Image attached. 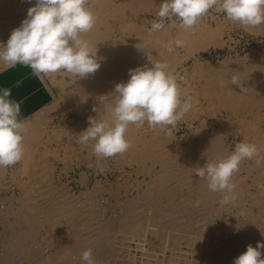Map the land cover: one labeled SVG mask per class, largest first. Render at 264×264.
Listing matches in <instances>:
<instances>
[{
  "label": "bare ground",
  "instance_id": "6f19581e",
  "mask_svg": "<svg viewBox=\"0 0 264 264\" xmlns=\"http://www.w3.org/2000/svg\"><path fill=\"white\" fill-rule=\"evenodd\" d=\"M0 2H1V0H0ZM4 2H7V4H3ZM4 2L0 3V6L4 5L3 7L7 8V9L4 8L5 9V10L3 9L4 11H2V8L0 9V11H1L0 16L4 15L0 19V36H10L12 30L19 27L22 20H24L26 18L27 10L34 5L35 0H31V2H29V0H12V1L10 0L9 3H8V1L5 0ZM162 3H163V0H87L86 7L94 14V16L96 18V23H95V26L93 27L92 30H90L87 33L82 34V38L89 41L90 44L94 48L97 47L98 59H99L101 66L94 74H90L87 78H83L80 80H79V78H77L78 79L77 84H74L73 87L71 86L72 87L71 89L66 90V91L64 90L65 86L67 84H70L71 82L70 83L68 81H67V83L64 82V80H61L63 78H59L58 77L59 75L57 76L56 73L55 74H49V75H51L50 76L51 77L50 79L52 80L51 83L54 84L52 86H54V88L56 87V89H58L56 92H57V95L59 94L58 92H60V95L58 98H56V101H55L56 103L52 102L51 104H53V105L52 106L48 105V107H46V108H43L45 106H42V109L40 108L39 111H37V112L35 111L36 113L33 117L34 119L30 120V121H26V123H25V125L27 127V131L25 133H23V141H22L23 149H24V154H23V157L21 159V162H22L21 164L23 165V167L20 169L22 174L26 173V176H27L28 172L30 171V170H28V168H30L31 166L33 167V162L36 163V160H38V161L40 160V158H38V157H37L38 159L34 160V158H33L34 155H32V153L35 152L33 150L39 144H42V143H40V138L43 137L44 134L47 132L46 124L51 119H53L56 116L61 115V113H63V112L68 111L71 114L73 113L76 117L77 116L81 117L80 120L85 121V122H88L89 116H93V117L95 116V117L110 121L111 120V110L114 107L115 99H116L115 94L113 93L115 85L117 83H122V82L126 83L125 78L127 80L130 78L129 77V69H134V68L139 67V66L151 67V62L154 63V62L160 61V62H166L169 65V70L174 73L175 70L178 68V66L183 65L190 58L195 57L196 53H198L200 51H206V50H208L210 45H212V44L216 45V43H218L217 39H214V37H216V36L213 37V35H214L213 29L214 28L211 30H208L207 28H209V27L207 26V28L198 29L197 28L198 26L196 25L197 26L196 28L198 30L193 29V28L185 30L179 26V29L176 32L177 35H175V38H174V39H176V41L177 40L183 41V45H182L183 53L179 54V56H177V53H179V52H176V53L174 52L175 53L174 54L173 51L169 52L167 50V48L162 47V46H164V43H165L163 41V39H162V41L164 43H161L163 45L159 46L160 44H158V43L161 42V39H159V38H161L162 35H164L170 29L165 30L164 28L166 26L163 28L164 30L162 29L160 31H152L151 29H148L147 28L148 23L146 24V21H147L146 18L147 17L143 16L141 18V13L144 12L143 15H145V13H146L148 15V18H149V15L151 17H154V19L151 18L152 21L150 20L152 23L154 20L158 19L156 14L159 11V6ZM1 4H3V5H1ZM5 5H7V6H5ZM16 15H18V16H16ZM11 16H13V17H11ZM143 18H145L146 20ZM200 20L198 22H200ZM119 21L121 22V25L120 26L115 25V23H117V22L119 23ZM223 22H221V23H223ZM173 25L175 26V24H173ZM205 26L206 25H204V27ZM209 26H211V25H209ZM218 26H220V25H218ZM177 27H178V25H177ZM166 29H167V27H166ZM216 29H215V31L217 32L218 30H216ZM249 29H251V27ZM256 30L257 29H255V31ZM210 31H212L213 33H211ZM219 31H220V29H219ZM224 31H226V30H224ZM262 31H264V30H262ZM170 32H171V30H170ZM166 34H168V33H166ZM263 34H261V35H263ZM165 35H164L165 38H166V36L167 37L169 36V38L173 39V37H170L171 35H166V36ZM219 35L221 37L222 34L219 33L218 37H219ZM133 38L136 39V41L135 40L132 41ZM168 42L169 41L167 39V42L165 44L167 45ZM171 42H172V40H171ZM258 45L259 44H257V46ZM260 46L262 47V45H260ZM263 46H264V43H263ZM253 48H254V46H253ZM255 49H256V47H255ZM253 52H256V51L254 50ZM249 53H250V51H249ZM254 55H256V54H254ZM243 57H245V56H243ZM259 57H261V58L259 61H257V62H259L258 65L256 67H254V65H253L252 67H254V69H252L251 66H249L250 69H252V70L249 71V73H246L247 75L244 74V76L243 75L238 76L239 74L237 75L236 72H234L236 74V77H238L239 82L241 83L243 88L246 89V91H242L240 85L231 83V78L234 76V75L231 76L232 72L230 75L231 77H229L228 79H223V78L221 79L220 78L221 79L220 80L218 76H217L218 79H215L214 77H216V76L213 75V77H212V73H211L210 74L211 77L209 76V78H208L209 81L206 77H205V80L207 79V81L204 82L202 80L204 84L206 83L205 85L203 83H201V84H203V87H202L203 92L202 93L204 95V99L209 101L211 106H218V108L220 107V109L223 110V112H224V113L222 112V114H225V112L229 113L226 116L227 117L226 119L220 118L219 120H217L216 118H214V120L216 119L215 120L216 122L220 121L219 123H217V125L219 126L218 128H215L216 124L214 125L213 121H211V119H210V122L207 119H204V120L202 119V121L200 122V125H201L200 129L198 131H195V130H197V129H195L193 132V135L191 134V136H190L191 139L188 138L190 140H188L187 142L185 141L186 143L183 145V144H181V140H180L181 138L179 139L180 140L179 141V140H176V137H174V135L168 136L167 134H164L162 128H155L154 129V128L148 127V132L147 131L144 132V130H143L142 132H144V133H142L141 128H137L134 124L129 125L128 131L126 134V138H127V140H129L131 142L132 146L126 152H124L122 154H117L118 155L117 159L120 160V162L121 161L122 162L127 161V162H131V163H135V165L136 164L140 165V167L136 168L137 172L138 173L143 172L145 174L144 175L145 177L143 176L144 179L142 177L141 179H143V180L140 179L137 183L138 188H139V189L137 188L138 189L137 191H139V193L141 192L140 190L142 189V186H141L142 184H143V186H146V187H143V189L146 188L144 190V192L142 194H139V195H141V197L144 198V199H142L144 201L146 199V196H148L152 200V202L148 203L149 204L148 209L145 208V210L147 209L146 213H143L142 215H140L142 212H140V213L137 212L138 210H136V211L133 210V211L137 212L140 215V219H142V221H140V219H139V221L143 222V229H142V235H141L142 238L141 239L139 238L138 240L136 239L137 248L142 251L144 256H147L149 261H152L151 259L153 257V262H152L153 264H233L234 259L237 256H239L241 253L246 251V246L248 244H252L255 247L257 241L264 242V235L258 234V233H260L259 228H257L259 232L258 231L255 232L256 230L254 232H251L253 230L252 228L256 229V227H258L260 225V224L256 225V221L254 220V218H256V220H257V217L261 219L259 221V223H261V226L264 229V186L261 185L262 184L261 181L264 180V177L261 178V176H258L259 174L257 176H255L252 173L254 169H260V168L264 169V113H262V111H264V52H263L262 56L259 54ZM239 58L240 57H238V59ZM255 58L258 59V57H255ZM227 59H230V58H227ZM247 60H244V61L246 62ZM252 60H254V58ZM229 61L230 60H228L227 62H229ZM231 61H232V59H231ZM244 61H241V63L242 62L244 63ZM196 62H198V61H196ZM221 62H223V61H221ZM240 64H239V66H240ZM200 65H201V63H200ZM245 65L246 64H244V66ZM219 66H221V65H219ZM230 66H232V65L230 64ZM227 67H229V66L227 65ZM247 68H248V65H247ZM244 69L245 68L243 67L242 71ZM218 70L220 71V69H218ZM236 70H238V68ZM203 72H202V74H203ZM223 72L225 73V70ZM246 72H248V71L246 70ZM199 74L201 75V73H199ZM227 74H230V72ZM65 75H67V73H65ZM69 75H67V76H69ZM192 76H193V74H192ZM211 78H213V79H211ZM50 79H49V81H50ZM199 79H201V77H199ZM192 80H193V78H192ZM188 81H190V79ZM202 81H200V82H202ZM190 91H191V89H190ZM187 92H188V90H187ZM54 99H55V97H54ZM93 108L96 109L95 112L93 111ZM255 108H258V110H259L258 113L255 112V110H254ZM197 109H198V107H197ZM199 109H200V107H199ZM239 109L246 110L247 116L243 117L242 114L240 115V117L242 116L243 118L240 119V128H239L240 130H238L239 131L238 135H241L245 139V141H247L251 137H253L254 141H256V143H257V148L261 149L262 153H260L261 162L259 164H257V158L256 157H253L251 159L252 163H249V164L247 163V165H244L241 162L239 165L238 174L233 175L231 182L235 185V187H236L235 190L237 189L236 190L237 192H239L243 188L245 189V187H248V188L251 187L252 188V186H258L259 185V188H257L258 191H256L257 193H255V194L261 196V198L263 200H260V202L262 201V204L260 203L261 209L259 210V213H256L254 211V208H253L254 205H257V206L259 205L258 199H253L252 203L250 204L251 205L250 209L248 211H246L244 209L246 205L244 206L243 203L241 202V204L243 205L242 206L239 203L240 201L238 202L239 197L241 196L240 195L241 192H239L240 196H237L238 200L236 199V202H238L239 205H241L240 207H242V208L238 207L239 208L238 210L240 212L238 210H236V211H238L240 213L241 217L243 215H245L244 217H246V221H247V219H249V221L246 222L247 223L246 224L245 221H243L244 218L242 217L243 218L242 221H243V223L246 224V226H242L243 223L239 222L241 227H242V231L241 232L238 231V233L240 232L239 234L236 231H234L236 233L231 234V233H233V230H231L232 228L234 229L237 226V229L239 230V227H238V226H240L239 224L235 226L233 224H236V223H232V225L234 227L231 226V222L233 220H234L233 222H236L235 219L239 216V215L236 216V214L238 212H236L234 214L235 219L233 218V220L231 221L230 217H228L229 214L231 213L230 210L225 209L227 212L226 213L227 217H224L226 215H222L223 213H221V210L223 208L222 209L218 208L220 210L218 212L216 211L217 210L216 208H215L216 212H214L212 210V208H213L212 206H210L211 209L210 208L207 209L209 207V205H211V202L213 200H215L216 198L217 199L215 200V202L217 200L220 201L219 199L222 198L223 193L218 192L217 194H215V192H211L208 189V182L206 180L201 179L195 173V171H196V168L204 166L207 162L208 163H215L221 159L227 158L230 155V151H229L230 149L228 148V146L225 147V144H224L223 139H224L225 132L223 131V129L225 130L226 128L231 126V123H234V122H230V120L232 117H234L237 114L236 112ZM98 110H99V112H98ZM260 110H262V111L260 112ZM240 113H238V114H240ZM219 114H221V112ZM212 117H215V116H212ZM235 118L239 119L237 117H235ZM199 119H200V117H199ZM236 119L233 121H236ZM74 120L76 121V119H74ZM78 121H76V122H78ZM82 121H81V123H82ZM237 123H239V120ZM86 124L88 125V123H85V125H83V126L85 127ZM79 125L81 127V129H79V131L82 129L85 130L87 128V126L85 128H83L82 124H79ZM179 125H181V124H179ZM232 125H234V124H232ZM76 127H77V125H76ZM235 127H236V125L234 126V129H232V130H235V132H236ZM70 128H69V130L71 133V130H73V129L72 128L70 129ZM51 130H53V129H51ZM53 131H55V130H53ZM53 131H51V134ZM79 131L76 130V132H78V133H79ZM190 132H192V131H190ZM58 135H59V133H58ZM47 137L48 138H46V139L50 140L49 136H47ZM54 138H55V136L53 137V139ZM194 138H197V139L195 140ZM72 140L73 139H71V141H70V139H68V141H70L68 143L65 141L66 146L63 148L65 151V156L68 158L70 156H72L73 154L75 155L74 150L76 148V145L75 146L73 145ZM47 150H49V149H47ZM88 150H89V148H88ZM64 151H63V153H64ZM162 151L163 152L169 151V152H167L169 154L174 152L173 154L176 157L174 156L175 158L172 159V157H171V159H169L168 157H166V155H165L166 153L163 154ZM52 153L54 154L53 151H52ZM57 154L58 153L55 152V155H57ZM95 157H96V155H95ZM74 158H76V157L74 156ZM45 160H47V159L45 158ZM148 160H149V162H151L149 167L147 165L145 166V163ZM66 162H68V161H66ZM69 164H72V163H69ZM101 164L104 165V163H101ZM127 164H125V165H127ZM37 165L40 167L39 164H37ZM141 166H142V169H141ZM41 167H43V165ZM47 167L49 169L51 168L49 165H47V162H45L43 168L44 169L46 168V170H47ZM106 167H105V169H106ZM114 167H116V166H114ZM33 168H31V169H33ZM49 169H48V171H51ZM263 169H262V171H264ZM46 170H44V171H46ZM33 171L34 170H32V172ZM7 172H8V167H6V168L0 167V191L8 189L9 187H11L10 184H5V182H4ZM242 172H244L243 176H242ZM39 173H40V175H42L41 172H39ZM45 173H47V171ZM45 173H44V175H45ZM95 173H93V174H95ZM113 173H114V171H113ZM66 174H69V173L66 172ZM37 175H39V174H37ZM37 175H35V178ZM40 175H39V178L42 177ZM134 175H138V174H134ZM122 176L124 177V175H122ZM10 177H11V175H10ZM29 177H30V175H29ZM45 177L48 178V176H45ZM101 177H102V175H101ZM13 178H11V179H13ZM146 178L148 179V181H146ZM27 180H30L28 178V176H27ZM51 180H53V178ZM99 180H100V178H99ZM111 180H113V179H111ZM39 181H40V179H39ZM38 182H36V184H38ZM131 182H133V181H131ZM30 183H31V180H30ZM30 183L24 184V183H20V181H18V184H16L18 186V188H20V190H21L20 196L18 195L19 197L16 199V200H19L21 207L17 206V208L20 207L22 209L19 208V210H16V208L13 209L9 206H6V203H5L6 201L3 203L4 205H2V207L0 208V218L3 220H5V218H8L9 216L8 217H6V216L11 214V213L12 214L14 213V217L17 213L21 214V216L19 215L21 217L19 220L17 219V217H15V219H17L18 222L21 224V227H19V226H18V228H16L15 226L11 227L12 229H13V227H15L17 232H19L18 234L16 232H14V233H16L17 240L11 241V243H8V246L5 245L6 246L5 253H8V255L10 256V253L12 252V250L14 252L17 250L19 252H22V255H20V256L23 257V254L25 255L23 257V259L25 258V261L29 260L28 263L32 261V262H37V264H74L72 261L74 259V257H73V259H71V256L69 255V253L71 251H76L75 253H78V255H81V253H83L85 250L91 249L93 254H94L93 242H90L89 240H91L94 236L98 235V233H99L98 231H97L98 232L97 234L96 233L93 234L94 236H92L90 239L84 241L85 246H83L82 243H80V244H74V242L62 243L63 242L62 241L61 243H59L60 244L59 246L62 249H60L56 253L51 254V253H47V252H43V251H39L40 252L39 253L37 251L38 247L37 248L34 247L36 244L34 246H32L31 245L32 243H30L28 245H31V246H27V244H26L27 242H25L26 236H28L31 233H33V236H34V231L38 232V230H35L36 227L33 228V226H26L25 224H27L26 222H30L28 219L31 218L30 215H32L33 213H36L37 215H38V213H44L47 218L45 216L44 217L48 221H52V222L55 220V217H56L55 215H60L62 217L64 216L63 218H65V219L66 218L68 219V217H69L70 220L66 221L68 223H71V221L73 220V217L75 216L74 220L77 223V221L81 220V219L77 220L76 218H79V216L77 217L76 215L79 214V215L83 216L82 214L88 213V212L82 213L83 211L86 212L83 208H85L84 206L86 204L89 207V204H91L93 202L92 200H94L97 197L96 194H97V191H99V189H100V186H99L100 182H97V184L94 183V185H93L94 187H92V190L88 189L85 192L86 197L85 196L84 197L87 198L88 201L90 200V202L87 203V199L85 200V198H84L85 202L84 201L83 202L86 203L85 205H83V203L81 204V202L78 203L79 201H77V200L81 199L79 194H76V195L79 196L80 199L78 197H77L78 199L74 197L77 200H75L73 198V196H72L73 192L71 193L69 190L70 187L67 188L63 185L62 187L60 186V188L57 186L58 187L57 188L55 186V184H50L53 186L49 187L50 188L49 191L47 188L46 192H48V193L45 192V194H44L43 191H41L40 189H37L38 186H36V188L32 187V186H30ZM43 183H44V181H43ZM46 183L48 185L47 184H44V185L49 186L48 181ZM39 185H41V184H39ZM41 187L43 188V186H41ZM131 187H132V184H131ZM128 190H130V189H128ZM236 191H235V193H236ZM248 192L249 191H247V193ZM15 194L16 193L11 194V196L12 195L13 196L9 198V201L10 200L12 201L11 198L17 197V196H15ZM242 194H243V192H242ZM255 194L250 193L251 197H252V195H255ZM70 195L75 200L74 201L75 206L82 205L83 206V207L81 206L82 209L78 210L79 207H77V209L75 210V208L73 209L72 206L67 203L68 202L67 200L71 199ZM69 196H70V198H69ZM168 196L170 198L167 199V201L169 200V202H168V204H166L167 202L164 200V197H168ZM214 196L216 197L215 199H214ZM45 197H47V198H45ZM141 197H140V199H141ZM242 198H244V197H242ZM4 200H8V199L6 198ZM41 200L42 201L45 200V203H43ZM71 201H73V200H70L69 202H71ZM80 201H82V200H80ZM76 202L80 205H77ZM104 202H105V200H104ZM236 202L233 201L232 203L236 204ZM42 203H43V206L45 204L46 205L44 207H41ZM136 203H139V202H136ZM232 203H229V204H232ZM92 204H93L92 208L95 209L98 207L97 205H99L101 203H98L96 205L93 202ZM94 204L97 207H94ZM131 204L135 205L134 202H132ZM148 204H146V205H148ZM87 205H86V207H87ZM187 205H193V207H195V209L192 208V206L190 207ZM142 206H144V205H142ZM185 206H187V207H185ZM219 206H220V204H219ZM90 207L87 208V209H89L87 211L91 210ZM100 207H101V205H100ZM105 207H107V205ZM134 207L136 209V206H133V209H134ZM188 207L194 209V211L191 209H188ZM98 208L96 209V212H97ZM119 208L121 209L120 206H119ZM139 208H141V206ZM139 208L137 207V209H139ZM183 208L184 209L187 208V210H184ZM197 208H199V209H197ZM228 208H230V207H228ZM232 208H233V206H232ZM94 209H92V211ZM131 209H132V206H131ZM81 210H83V211H81ZM122 210L123 209H121L120 211H122ZM211 210L213 213H211ZM104 211H105V209H104ZM140 211H142V210H140ZM207 211H210V212H207ZM105 212H104V214H105ZM110 212H111V210H110ZM114 212H113V214H115ZM90 213H89V215H90ZM129 213H133V212L130 211ZM207 213L209 216H206ZM24 214H25V217H23ZM95 214L96 213H94V215ZM35 215H33V216H35ZM89 215H87L88 218H86L87 216L86 217L84 216V218H86L88 220ZM91 215L93 217V220H91V221H93V223H91V221H90V223L85 222L84 224H87L86 226L89 228L91 227V229L95 228V230H98L99 225L95 221L99 218V216L97 218L93 215V213ZM136 215H134V217ZM1 216H4L5 218L4 217L2 218ZM41 216H43V214ZM127 216H128V214H127ZM12 217H13V215H12ZM38 217H39V215H38ZM118 217H120V215H118ZM132 217H130V218L132 219ZM45 218L43 220L44 223H46ZM71 218H72V220H71ZM90 218H91V216H90ZM95 218H97V219H95ZM103 218L101 217L102 220L106 219V218L105 219H103ZM111 218H110V220H111ZM120 218H122V217H120ZM15 219L13 221H16ZM3 220H1V221H3ZM34 220H35V218H34ZM198 220H201V221H198ZM239 220H240V218H239ZM84 221H82V222H84ZM125 221H128V220L126 219ZM196 221L202 222V223L200 224V223H197ZM72 222H74V221H72ZM79 222L81 223V221H78V223H77L78 226L80 224ZM135 222H136V220H135ZM23 223H25L24 226H23ZM37 223L40 224L39 221ZM100 223L101 222H99V224ZM108 223H111V221H108ZM108 223H107V225L106 224H104V225L108 227ZM84 224L81 223V226L84 227ZM122 224L124 225V223H122ZM128 224L126 226L129 228V226L131 224H129V226H128ZM192 224H194V225H192ZM196 224H199L198 227H195ZM27 225H29V224H27ZM44 225L46 226V224H44ZM54 225H56V223ZM71 225H72V223L69 224V226H71ZM115 225L118 226V224H116V223H115ZM216 225L219 226L220 228L216 227ZM220 225L223 227V229H221L222 227ZM60 226H61V224H60ZM73 226L70 227V232L72 231V229H75L77 227L76 226L75 228H73ZM105 226H104V228H105ZM134 226H137V225H134ZM141 226H142V224H141ZM187 226L192 229V231H190V233H189L190 235L187 234V237L189 239L186 238L187 248H189V250L191 252L190 251L186 252L187 250L184 251L183 247H181L182 245L180 244V243H182V242H180V239L186 235L184 232H186L185 227H187ZM193 226L196 229L192 228ZM261 226H259V227H261ZM63 227L65 229V226H63ZM47 228L48 229L45 228L46 229L45 232L48 231V233H46L48 235L49 229H52V228H49V227H47ZM79 228H81V227H78L77 230ZM89 228H86L85 230H87V229L89 230ZM123 228L127 229L124 226H123ZM140 228H142V227H140ZM197 228H199V229L197 232H195L197 230ZM224 228L230 229L231 231L228 230L227 232L226 231L223 232L222 230H224ZM121 229H120V232L122 231ZM130 229H129V231H130ZM137 229L138 228H136V230ZM249 229L250 230L252 229V230L249 231ZM5 230H6V228H5ZM60 231H59V233H60ZM113 231L115 232V230H113ZM117 231H119V230H117ZM138 231H137V234H138ZM55 232L58 233L57 230ZM67 232H68V230H67ZM75 232H77V231H75ZM85 232L86 231H84V233ZM88 232H86L87 235L90 234V232H92V230L91 231L89 230ZM93 232H94V229H93ZM127 232L128 231H126V233ZM243 232H245V233H243ZM103 233H101V234H103ZM115 233L118 236L117 232H115ZM115 233H113V235ZM126 233H123V234L126 236ZM129 233H130V235L133 234L132 232H129ZM261 233L264 234L262 231H261ZM63 234H66V233L64 232ZM119 234H121V233H119ZM12 235H15V234H12ZM47 235H45V236H47ZM59 235H61V234H59ZM42 236H43V234H42ZM62 236H61V238H62ZM18 237H19V239H18ZM31 237H32V235H31ZM35 237H36V235L34 236V238ZM98 237H100V234ZM126 237H129V235ZM13 238H15V237L13 236ZM61 238L59 236V239H61ZM174 238H176V241H175L176 246H175V244L173 246L171 243V240ZM27 239L29 240V238H27ZM75 239L78 240L79 238H75ZM157 239H159V241L162 243V250H160V251H162V258H155L154 255L156 252H154V249H152V251H150L147 248H145V243L150 244L151 246H154V242ZM32 240H33V238H32ZM57 240H58V238H57ZM115 240H117V239H115ZM115 240L110 241L109 243L115 242ZM123 240L126 241V238L122 239L121 241H123ZM51 241L53 243V238ZM51 241L48 240L49 243ZM69 241H71V240H69ZM99 241H101V239H99ZM106 241H107V243H106ZM106 241H105V243H106L105 246L108 244L107 239H106ZM131 241H133V240H131ZM95 242L97 245L98 242L97 241H95ZM46 243H47V240H46L45 244ZM76 243H78V241ZM129 244H130V242H129ZM113 245H115V244H113ZM117 245H118V243H117ZM57 246H58V243H57ZM119 246H121V245H119ZM121 247H123V246H121ZM154 248H156V246H154ZM109 249L111 250L110 247H109ZM112 249H114V248H112ZM123 249H121L120 251H122ZM160 249H161V246H160ZM39 250H42V249H39ZM111 251H113V250H111ZM5 253L3 251L2 255H5ZM115 253H117V252H115ZM16 254H17V252H16ZM72 254H73V252H72ZM157 254L158 253H156V255ZM8 255L6 254L5 256L9 257ZM14 256H16V255H14ZM262 257H264V251H262ZM26 258H27V260H26ZM34 258H36V259H34ZM20 259L22 260V258H20ZM94 259H96V258H94ZM98 259H96V260L98 261ZM133 259H134V257H133ZM3 260L4 259L2 258L1 261L3 262ZM5 260L8 261L6 258H5ZM127 260L129 261V259H127ZM4 262H3V264H4ZM103 262H104V259H103ZM9 263H11V262H9ZM104 263H106V261ZM128 264H129V262H128ZM146 264H150V263H146Z\"/></svg>",
  "mask_w": 264,
  "mask_h": 264
},
{
  "label": "rangeland",
  "instance_id": "374dc122",
  "mask_svg": "<svg viewBox=\"0 0 264 264\" xmlns=\"http://www.w3.org/2000/svg\"><path fill=\"white\" fill-rule=\"evenodd\" d=\"M5 0H1V2H4ZM6 1H8V3L10 2V0H6ZM12 1V0H11ZM0 2V3H1ZM3 4H7V2H4ZM3 4H1V5H3ZM4 6V5H3ZM3 6H0V9L2 8V11H4L5 9H7L6 7H3ZM5 6H7V5H5ZM5 8V9H4ZM4 9V10H3ZM1 12V11H0ZM144 14V12H142L141 13V18L144 16V17H147L146 19H147V21H146V24H147V28L148 29H151V26H152V23H151V21H152V19H154V17H151L150 15H149V18H148V15L145 13V15H143ZM4 16V15H3ZM3 16H0V19L3 17ZM16 16H18V15H16ZM220 16V17H219ZM11 17H13V16H11ZM208 19H207V18ZM152 18V19H151ZM211 18V19H210ZM143 19H145V18H143ZM145 19V20H146ZM203 19V20H202ZM205 19V20H204ZM151 20V21H150ZM158 20V19H157ZM228 19H226V17H225V14L224 13H218V12H216L215 11V9H210L209 10V12H208V14H206L205 15V17H202L201 18V20H200V22H198L197 23V26L195 25L194 26V28L193 29H196V30H198V29H203V28H207V26L209 27V28H207L208 30H211V29H213V31H214V33L212 32V31H210L211 33H213L214 35H213V37L214 36H216V37H214V39H217V41H218V43H216V45L215 44H212V45H210L209 46V48H208V50H206V51H200V52H198V53H196L195 54V57H192V58H190L188 61H186L183 65H181V66H178V68L175 70V72H174V75H176V77H178L177 78V84L179 85L178 87H179V91H180V98H181V101H183V98H186V97H192V98H194L193 99V107H192V109L188 112V113H186L185 114V116H184V119H183V121H181V122H179L178 123V125H177V129H175V131L173 130V135H174V137H176V140H179L180 138V140H181V144H185L188 140H190L191 139V134L193 135V132H194V130L195 129H197V130H195V131H198L199 129H200V127H201V125H200V122L202 121V119L204 120V119H207L209 122H210V119H211V121H213V124L216 126H214L215 128H218L219 126L217 125V123H219L220 121H215L216 119L217 120H219L220 118L221 119H226L227 117V115L229 114V113H226L225 112V114H222V112H223V110H221L220 109V107L218 108V106H211V104L209 103V101H207L206 99H204V95H203V81L205 82V81H207V79L209 78V76H210V74L212 73V77H213V75L214 76H216V77H214L215 79H218V77H219V79L221 78H223V79H228L229 77H231V76H236V74L238 75V76H244V74L245 75H247L246 73H249V71H251L252 69H254V67H256L257 65H258V63L259 62H257V61H259L260 60V58L261 57H259V54L262 56V54H263V52H264V46H263V41H264V31H262V30H264V25L263 24H261V25H259L258 27L256 26V27H251V29H245L244 27H242L240 24H238V23H235V22H232V21H227ZM173 21V22H172ZM208 21V22H207ZM211 21V22H210ZM224 21V22H223ZM221 22H223V23H221ZM232 22V23H231ZM120 23V24H119ZM119 23L117 22V23H115V25H117V26H120L121 25V22L119 21ZM145 23V22H144ZM172 24V25H171ZM173 24H175V26L173 25ZM180 24V20L179 19H177V18H175V17H173L172 19H165V21H164V25L167 27V29H166V27L164 28L165 30H171V32H170V30L169 31H167L166 33H168V34H166V35H171L170 37H173V39H171V38H169V36L167 37L165 34V36H166V38L164 37V35H162V37L161 38H159V39H161V42H159L158 44H160L159 46H161V45H163V44H161V43H166L167 42V39H168V41L169 42H171V40H172V42H175L176 41V39H174L175 38V35H177L176 34V32L178 31V29H179V25ZM216 26H215V25ZM168 25V26H167ZM171 25V26H170ZM177 25H178V27H177ZM202 27H201V26ZM204 25H206L205 27H204ZM209 25H211V26H209ZM218 25H220V26H218ZM215 26V27H214ZM263 26V27H262ZM198 29H197V28ZM219 27V28H218ZM223 29H222V28ZM217 28V29H216ZM163 29V30H164ZM215 29L216 30H218L217 32L215 31ZM219 29H220V31H219ZM255 29H257L256 31H255ZM260 29V30H259ZM262 29V30H261ZM224 30H226V31H224ZM254 30V31H253ZM174 31V32H173ZM253 31V32H252ZM221 33L222 35H221V37H220V35H219V37H218V34L219 33ZM171 33V34H170ZM224 33V34H223ZM216 34V35H215ZM261 34H263V35H261ZM259 35V36H258ZM9 38V36H0V43H3V42H6L7 41V39ZM136 38V37H135ZM221 40H220V39ZM158 39V40H159ZM162 39H163V41H162ZM228 39V40H227ZM136 41V39H132V41ZM224 40V41H223ZM263 40V41H262ZM220 41V42H219ZM168 42V43H169ZM261 44H260V43ZM164 43V46H162V47H164V48H166L165 46H166V44ZM257 44H259L258 46H257ZM157 45V44H156ZM221 45V46H220ZM260 45H262V47L260 46ZM158 46V45H157ZM220 46V47H219ZM253 46H254V48H253ZM255 47H256V49H255ZM163 48V49H164ZM179 47H175L174 46V50H173V53L175 52H179V53H177V56H179V54H181V53H183V48H182V46H180V48L178 49ZM250 49V50H249ZM256 51V52H253V51ZM249 51H250V53H249ZM211 52V53H210ZM261 52V53H260ZM174 53V54H175ZM256 54V55H254V54ZM238 54V55H237ZM247 55V56H246ZM230 56V57H229ZM243 56H245V57H243ZM252 56V57H251ZM237 57V58H236ZM238 57H240L239 59H238ZM247 57V58H246ZM249 57V58H248ZM255 57H258V59L257 58H255ZM196 58V59H195ZM227 58H230V59H227ZM254 58V60L257 62H255L254 60H252ZM231 59H232V61H231ZM249 61H248V60ZM257 59V60H256ZM226 60V61H225ZM228 60H230L229 62H227ZM244 61V60H247L246 62L244 61V63L242 62L241 63V61ZM196 61H198V62H196ZM221 61H223V62H221ZM221 62V63H220ZM198 65H197V64ZM200 63H201V65H200ZM203 63V64H202ZM210 63V64H209ZM241 63V64H240ZM256 63V64H255ZM207 64V65H206ZM230 64L232 65V66H230ZM236 66H235V65ZM238 64V65H237ZM239 64H240V66H239ZM244 64H246L245 66H244ZM193 65V66H192ZM219 65H221V66H219ZM227 65L229 66V67H227ZM247 65H248V68H247ZM254 65V67H252ZM2 66H3V62H0V68H2ZM183 66V67H182ZM206 66V67H205ZM223 66V67H222ZM249 66H251V68L252 69H250V67ZM203 67V68H202ZM219 67V68H218ZM233 67V68H232ZM243 67L248 71V72H246V70L244 69L243 71H242V69H243ZM190 70H189V69ZM195 68V69H194ZM220 69V71L218 70V69ZM230 68V69H229ZM232 68V69H231ZM238 68V70H236ZM240 68V69H239ZM230 71H229V70ZM250 69V70H249ZM196 70V71H195ZM200 70V71H199ZM225 70V73L223 72ZM236 70V71H235ZM204 71V72H203ZM228 71V72H227ZM202 72H203V74H202ZM223 72V73H222ZM230 72V74H227V73H229ZM231 72H232V75H231ZM234 72H236V74L234 73ZM240 72V73H239ZM199 73H201V75L199 74ZM207 73V74H206ZM192 74H193V76H192ZM198 74V75H197ZM205 74V75H204ZM218 74V75H217ZM222 74V75H221ZM228 76H227V75ZM220 75V76H219ZM231 75V76H230ZM189 76V77H188ZM218 76V77H217ZM199 77H201V79H199ZM205 77L207 78L206 80H205ZM211 77V76H210ZM226 77V78H225ZM188 78V79H187ZM192 78H193V80H192ZM197 78V79H196ZM190 79V81H188ZM211 79H213V78H211ZM220 79V80H221ZM127 79L125 78V82H127L126 81ZM203 80V81H202ZM200 81H202V82H200ZM208 81H209V79H208ZM181 85H180V84ZM194 83V84H193ZM196 83V84H195ZM201 83H203V84H201ZM199 84V85H198ZM206 84V83H205ZM204 84V85H205ZM190 85V86H189ZM193 86V87H192ZM184 87V88H183ZM192 87V88H191ZM197 87V88H196ZM199 87V88H198ZM181 88V89H180ZM190 89H191V91H190ZM186 90V91H185ZM187 90H188V92H187ZM187 92V93H186ZM190 92V93H189ZM186 93V94H185ZM192 93V94H191ZM183 96V97H182ZM185 96V97H184ZM201 96V97H200ZM200 98V99H199ZM199 99V100H198ZM195 101V102H194ZM200 101V102H199ZM199 102V103H198ZM197 104V105H196ZM199 104V105H198ZM203 105V106H202ZM205 106V107H204ZM197 107H198V109H197ZM199 107H200V109H199ZM210 107V108H209ZM213 107V108H212ZM207 108V109H206ZM219 109V110H218ZM217 110V111H216ZM255 110V112L256 113H258L259 112V110H258V108H255L254 109ZM213 111V112H212ZM262 110H260V112H261ZM98 112H99V110H98ZM205 112V113H204ZM211 112V113H210ZM221 112V114H219ZM241 112V113H240ZM246 112V110H241V109H239V110H237V114L234 116V117H232L231 118V120H230V122H234V123H231V126L230 127H228V128H226L225 130L223 129V131L225 132V135H224V144H225V147H227L228 146V148L230 149L229 151H230V154L232 153V152H234V150H235V145L237 144V143H240V142H247V143H251V144H254V145H256L257 146V143H256V141H254V139H253V137H251L249 140H247V141H245V139L241 136V135H238L239 134V131L238 130H240L239 128H240V119H242L244 116H247V112ZM68 113V114H67ZM202 113V114H201ZM224 113V112H223ZM238 113H240V114H238ZM262 113H264V111H262ZM191 114V115H190ZM210 116H209V115ZM216 114V115H215ZM242 114V116L240 117V115ZM244 114V115H243ZM200 115V116H199ZM223 115V116H222ZM189 116V117H188ZM193 116V117H192ZM212 116H215V117H212ZM95 117V116H94ZM199 117H200V119H199ZM211 117V118H210ZM225 117V118H224ZM235 117H237V118H239V119H236ZM192 118V119H191ZM196 118V119H195ZM214 118H216L215 120H214ZM74 119H76V121H78V122H76ZM81 119V117H76L73 113L71 114L70 112H68V111H66V112H63V113H61V115H59V116H56V117H54L53 119H51L49 122H47V124H46V130H47V132L44 134V136L43 137H41L40 138V143H42V144H39L33 151H35V152H33L32 153V155H34L33 156V158H34V160H36V159H38V158H40V160L38 161V160H36V163L35 162H33V167L31 166L30 168H28V170H30L29 172H28V178L31 180V183H30V180H27V176H26V173H21V171H20V169L23 167V165L21 164L22 162H21V160L18 162V163H16L15 165H12L11 167L9 166L8 167V172H7V174H6V178H5V180H4V182H5V184H10V186L11 187H9L8 189H5V190H2V191H0V208L2 207V205H4L3 203L5 202L6 203V206H9V207H11V208H13V209H15L16 208V210H19V208L21 207L20 206V202H19V200H16L19 196H20V192H21V190H20V188H18V186L16 185V184H18V181H20V183H24V184H29L30 183V186H32V187H35L36 188V186H38V188L37 189H40L41 191H43V193L45 194V192L47 191L46 189L48 188V191L50 190V188L49 187H51V186H53V185H50V184H55V186L57 187H59L60 188V186L62 187L63 185L65 186V187H70L69 188V190H70V192L72 193L73 192V194H72V196H73V198L75 197V198H79V196H80V200H82V201H80V200H77V199H75V200H77V201H79L78 203H80L81 202V204L83 203V205H85L86 203H84L85 201H84V198L86 197L85 196V192L88 190V189H90V190H92V187H94L93 185H94V183H96L97 184V182H100L99 184V186H100V189H99V191H97V197L94 199V200H92L96 205L98 204V203H101V204H99V205H95L94 204V207H97L98 208V210H97V212H96V209L97 208H92L93 207V202L91 203V204H89V207L91 208V210L90 211H87V210H89V209H87V208H89L88 207V205H87V207H86V205L84 206L85 208H83L86 212H84L83 210H81V211H83L82 213H87V214H82L83 216H81V215H76L77 217L79 216V218H76L77 220L78 219H81V220H78V221H81V223L82 224H84L85 222L86 223H90V221L91 220H93V217H92V213H93V215H94V213H96L94 216L95 217H97L98 218V216H99V218L97 219V218H95V219H97L95 222L96 223H98V225H99V229L98 230H95V228H92L91 229V227L89 228V227H87L86 225L87 224H84V227L83 226H81V223L79 224V226L77 225V223H78V221H77V223L75 222V216L73 217V220H72V218H71V220L72 221H74V222H72L71 221V223H72V225L71 226H69V224H71V223H68V222H66V221H69L70 219H69V217H68V219L66 218H63L62 216H60V215H55L56 217H55V220L52 222V221H48L46 218V215L44 214V213H38V215H39V217H38V215L36 214V213H33L32 215H30L31 216V218L30 219H28L30 222H26L27 224H29V225H27V224H25V223H23V226H24V224L26 225V226H33V228H35V230H38V232H35L34 231V236L36 235V237L34 238V236H33V233H31V234H29L28 236H26V239H25V242H27L26 244H27V246H34L35 244V246L34 247H38L37 249V251L39 252V251H43V252H47V253H51V254H54V253H56L57 251H59L60 249H62L59 245V243H61L62 241V243H72V242H74V244H80V243H82L83 244V246H85V244H84V241L85 240H88V239H90L92 236H94L93 234H97L98 232V235H96V236H94L91 240H89L90 242H93V248H94V254H93V257L94 258H96V259H98V261L96 260V259H94L95 260V264H128V262H129V264H146V263H150V264H153L152 262H153V257H152V261H149L148 260V258H147V256H144L143 255V253H142V251L140 250V249H138L137 248V244H136V239L138 240L139 238L141 239L142 238V229H143V222H140V221H142V219H140V215H142L143 213H146V210L148 209V206H149V204L148 203H150V202H152V200L148 197V196H146V199H145V201L147 202H145L144 200H142V199H144V198H142L141 197V195H139V194H142L143 192H144V190L146 189V188H144L143 189V187H146V186H143V184L141 185L142 186V189L140 190L141 192L139 193V191H137L139 188H138V181L145 175L143 172H141V173H138L137 172V169L136 168H138V167H140V165H135V163H131V162H127V161H125V162H120V160H118L117 159V156L118 155H116V156H114L113 158L112 157H110V158H97V156L95 157V155L93 154V151H92V148H91V146L90 145H92L93 143H94V141H90L89 142V145L88 146H82L80 143H79V136H80V132L82 133L83 131H84V129H82V130H80L79 131V129H81V127H80V125L79 124H82V127L83 128H85L86 126L88 127V125L86 124V126L84 127L83 125H85V123H88V122H85V121H82V120H80ZM236 119V121L238 122V120H239V123H237L236 121H233V120H235ZM70 120V121H69ZM191 120V121H190ZM195 120V121H194ZM81 121H82V123H81ZM24 123H26V122H24ZM192 123V124H191ZM74 124V125H73ZM179 124H181V125H179ZM232 124H234V125H232ZM76 125H77V127H76ZM192 125V126H191ZM236 125V132H235V130H232V129H234V126ZM54 126V127H53ZM67 126V127H66ZM195 126V127H194ZM63 127V128H62ZM72 128L73 130H71V133H70V130H69V128ZM148 124H147V122H145L144 123V125H143V127H141V132L144 130V132H148ZM197 127V128H196ZM70 128V129H71ZM185 128V129H184ZM191 128V129H190ZM51 129H53V130H55V131H53V130H51ZM77 131H79V133L78 132H76V130ZM232 131H231V130ZM51 131H53L52 132V134H51ZM183 131V132H182ZM190 131H192V132H190ZM144 132H142V133H144ZM163 132H164V134H166V131H165V129H163ZM176 132V133H175ZM58 133H59V135H58ZM70 134V135H69ZM79 134V135H78ZM181 134V135H180ZM227 134V135H226ZM238 135V136H237ZM47 136H49V138H50V140H47L46 138H48ZM55 136V138L53 139V137ZM62 136V137H61ZM71 137V138H70ZM76 137V138H75ZM59 140H58V139ZM188 138H190V139H188ZM68 139H70V141H71V139H73L72 140V143H73V145L75 146L76 145V148H75V150H74V153H75V155L73 154L72 156H70L69 158L68 157H66L65 156V151H64V147L66 146L65 144V141L68 143V142H70V141H68ZM195 140L197 139V138H194ZM175 140V139H174ZM179 140V141H180ZM183 141V142H182ZM186 141V142H185ZM81 147V148H80ZM88 148H89V150H88ZM47 149H49V150H47ZM54 152V154L52 153V151ZM49 151V152H48ZM63 151H64V153H63ZM38 152V153H37ZM48 152V153H47ZM55 152L56 153H58L57 155H55ZM167 152H169V151H167ZM166 151L165 152H163L162 151V153L163 154H165L166 155V157H168L169 159H171V157H172V159L173 158H175L176 156L173 154V153H167ZM45 155H44V154ZM260 153H262V151L260 152ZM43 154V155H42ZM52 156H51V155ZM83 154V155H82ZM77 155V156H76ZM90 155V156H89ZM169 155V156H168ZM46 156V157H45ZM49 156V157H48ZM55 156V157H54ZM74 156L76 157V158H74ZM94 156V157H93ZM175 156V157H174ZM38 157V158H37ZM45 158L47 159V160H45ZM55 158V159H54ZM61 158V159H60ZM67 158V159H66ZM95 158V159H94ZM115 158V159H114ZM63 159V160H62ZM66 159V160H65ZM78 159V160H77ZM113 159V160H112ZM93 160V161H92ZM66 161H68V162H66ZM73 161V162H72ZM90 161V162H89ZM106 163H105V162ZM45 162H47V165H49L51 168L49 169L48 167H47V170H46V168L44 169L43 167H44V164H45ZM98 162V163H97ZM69 163H72V164H69ZM75 163V164H74ZM91 163V164H90ZM101 163H104V165L103 164H101ZM128 163V164H127ZM247 163L249 164V163H252L251 162V159H245V160H243L242 161V164H244V165H247ZM35 164V165H34ZM37 164H39L40 165V167L37 165ZM60 164V165H59ZM66 164V165H65ZM97 164V165H96ZM125 164H127V165H125ZM150 164H151V162H149V160L145 163V166L147 165L148 167L150 166ZM37 165V166H36ZM43 165V167H41ZM70 165V166H69ZM92 165V166H91ZM94 165V166H93ZM103 165V166H102ZM116 166V167H114V166ZM120 165V166H119ZM67 166V167H66ZM73 166V167H72ZM107 166V167H106ZM113 166V167H112ZM137 166V167H136ZM20 167V168H19ZM77 167V168H76ZM105 167H106V169H105ZM31 168H33V169H31ZM42 168V169H41ZM111 168V169H110ZM46 170L47 171V173H45L46 171H44V170ZM48 169L49 170H51V171H48ZM53 169V170H52ZM70 169V170H69ZM92 169V170H91ZM97 169V170H96ZM110 169V170H109ZM141 169H142V166H141ZM262 169L263 168H260V169H254L253 170V175H255V176H257L258 174V176H261V178H263L264 177V171H262ZM32 170H34L33 172H32ZM74 170V171H73ZM119 170V171H118ZM123 170V171H122ZM257 172H256V171ZM264 170V169H263ZM44 171V172H43ZM77 171V172H76ZM113 171H114V173H113ZM37 172V173H36ZM39 172H43L42 173V175H40V173ZM66 172L67 173H69V174H66ZM89 174H88V173ZM96 172V173H95ZM119 172V173H118ZM125 172V173H124ZM134 172V173H133ZM260 172V173H259ZM21 175H19V174ZM36 173V174H35ZM44 173H45V175H44ZM93 173H95V174H93ZM123 173V174H122ZM262 173V174H261ZM37 174H39L40 176H44L43 178L41 177V178H39V175H37ZM47 174V175H46ZM62 174V175H61ZM111 174V175H110ZM114 174V175H113ZM128 174V175H127ZM134 174H138V175H134ZM235 174H238V172H236ZM240 174V173H239ZM10 175H11V177H10ZM14 175V176H13ZM29 175H30V177H29ZM35 175H37L36 176V178H35ZM67 175V176H66ZM87 175V176H86ZM101 175H102V177H101ZM122 175H124V177L122 176ZM244 175V172H242V176ZM263 175V176H262ZM32 176V177H31ZM45 176H48V178H46ZM97 176V177H96ZM108 176V177H107ZM127 176V177H126ZM14 177V178H13ZM55 177V178H54ZM67 177V178H66ZM126 177V178H125ZM145 177V176H144ZM144 177H143V179H144ZM11 178H13V179H11ZM33 178V179H32ZM35 178V179H34ZM53 178V180H51ZM99 178H100V180H99ZM125 178V179H124ZM11 179V180H10ZM39 179H40V181H39ZM48 181V183H49V186H47L48 184L46 183L47 181ZM111 179H113V180H111ZM123 179V180H122ZM127 179V180H126ZM138 179V180H137ZM143 179H141V180H143ZM10 180V181H9ZM17 180V181H16ZM37 180V181H36ZM44 181V183H43V181ZM59 180V181H58ZM77 180V181H76ZM97 180V181H96ZM99 180V181H98ZM110 180V181H109ZM125 180V181H124ZM137 180V181H136ZM15 181V182H14ZM39 181V182H38ZM65 181V182H64ZM94 181V182H93ZM106 181V182H105ZM131 181H133V182H131ZM146 181H148V179L146 178ZM7 182V183H6ZM27 182V183H26ZM36 182H38V184H36ZM51 182V183H50ZM80 182V183H79ZM83 182V183H82ZM131 182V183H130ZM33 183V184H32ZM112 183V184H111ZM127 183V184H126ZM261 185H263L264 186V180L263 181H261ZM32 184V185H31ZM36 184V185H35ZM39 184H41V185H39ZM44 184H47L46 186L44 185ZM57 184V185H56ZM66 184V185H65ZM107 184V185H106ZM131 184H132V187H131ZM16 185V186H15ZM103 185V186H102ZM110 185V186H109ZM130 185V186H129ZM41 186H43V188L41 187ZM57 187V188H58ZM106 187V188H105ZM112 187V188H111ZM105 188V189H104ZM111 188V189H110ZM138 188V189H137ZM236 188V187H235ZM257 188H259V185L258 186H252V188L251 187H245V189L243 190V189H241L239 192H241L240 193V195H239V192H237L235 189H234V191H236V195L237 196H240L239 197V200H238V198H237V200H238V202L241 204V202L243 203V205L245 206V210L246 211H248L249 209H250V207H251V203H252V200L253 199H258L259 200V205L257 206V205H254V211L256 212V213H259V210L261 209V204H262V201L260 202V200H263L262 198H261V196H259V195H256L255 193H257L256 191H258L257 190ZM43 189V190H42ZM45 189V190H44ZM128 189H130V190H128ZM124 190V191H123ZM108 191V192H107ZM115 191V192H114ZM126 191V192H125ZM247 191H249L251 194H255V195H252V197H251V195H250V193L248 192L247 193ZM16 193L15 194V196H17L16 198L14 197V198H11L12 199V201L10 202L9 201V198L10 197H12L11 196V194H14V193ZM40 192V191H39ZM82 192V193H81ZM111 192V193H110ZM114 192V193H113ZM119 192V193H118ZM121 192V193H120ZM134 192V193H133ZM242 192H243V194H242ZM41 193V192H40ZM46 193H48V192H46ZM117 193V194H116ZM218 192H215V194H217ZM76 194H79V196H77ZM245 194V195H244ZM19 195V196H18ZM75 195V196H74ZM71 196V195H70ZM70 196H69V198H70ZM72 196H71V199L70 200H73V201H71V202H69L70 200H67L68 202V204L69 205H71L72 206V208L74 209L75 208V210L77 209V207H79L78 208V210H80V209H82V205H80V204H78L77 202H76V204L77 205H80V206H75V200L72 198ZM85 196V197H84ZM114 196V197H113ZM133 196V197H132ZM171 196V195H170ZM216 196V195H215ZM214 196V199L217 197H215ZM113 197V198H112ZM116 197V198H115ZM123 197V198H122ZM137 197V198H136ZM140 197H141V199H140ZM242 197H244V198H242ZM8 199V200H4V199ZM45 198H47V197H45ZM170 197L168 196V197H164V200L167 202L166 204H168V202H169V200L167 201V199H169ZM242 198V199H241ZM87 198H85V200H86ZM217 199V198H216ZM215 199V200H216ZM104 200H105V202H104ZM107 200V201H106ZM115 200V201H114ZM141 200V201H140ZM215 200H213L212 202H211V205H209V207L207 208V209H209L210 208V206H212L213 208H212V210L214 211V212H218V211H220L218 208H220V209H222L221 210V213H223L222 215H226V210H230V214H229V216L228 217H230V220L232 221L233 220V218L235 219V216H234V214L236 213V212H238L239 210V208H242V207H240L241 205H239V203L238 202H236V200H235V202H236V204L234 205L232 202V204H227V205H224L223 207L221 206H219V201L217 202H215ZM219 200H221V199H219ZM242 200V201H241ZM42 201V200H41ZM66 201V200H65ZM84 201V202H83ZM43 203H45V200L44 201H42ZM74 204H73V203ZM90 202V200L88 201V199H87V203H89ZM98 202V203H97ZM108 202V203H107ZM130 202V203H129ZM132 202H134L135 203V205L134 204H131ZM136 202H139V203H136ZM43 203H42V206L41 207H44L43 206ZM113 203V204H112ZM120 205H119V204ZM219 203V204H218ZM249 203V204H248ZM261 203V204H260ZM115 204V205H114ZM123 204V205H122ZM138 204V205H137ZM146 204H148V205H146ZM215 204V205H214ZM11 205V206H10ZM15 205V206H14ZM100 205H101V207H100ZM107 205V207H105ZM113 205V206H112ZM126 205V206H125ZM132 206V209H131V206ZM142 205H144V206H142ZM242 205V206H243ZM17 206H20V207H18L17 208ZM82 206V207H81ZM119 206L121 207V209H123L122 211H120L121 209L119 208ZM123 206V207H122ZM128 206V207H127ZM133 206H136V209H135V207H134V209H133ZM141 206V208H139ZM147 206V207H146ZM187 206H192V208H194L195 209V207H193V205H187ZM187 206H185V207H187ZM219 206V207H218ZM232 206H233V208H232ZM104 207V208H103ZM130 207V208H129ZM137 207L139 208V209H137ZM190 207H188V209H191V210H193L194 211V209H192V208H190ZM225 207V208H224ZM228 207H230V208H228ZM235 207V208H234ZM239 207V208H238ZM260 207V208H259ZM125 208V209H124ZM145 208H147L146 210H145ZM217 210H216V209ZM20 209H22V208H20ZM92 209H94L93 211H92ZM104 209H105V211H104ZM184 209V208H183ZM197 209H199V208H197ZM196 209V210H197ZM206 209V210H207ZM211 209V208H210ZM226 209V210H225ZM102 210V211H101ZM110 210H111V212H110ZM136 211V210H138L137 212H142L140 215L137 213V212H134V211ZM140 210H142V211H140ZM184 210H187V208H185ZM205 210V211H206ZM212 210H211V213H213L212 212ZM216 210V211H215ZM236 210H238V211H236ZM241 210V209H240ZM92 211V212H91ZM101 213H100V212ZM115 211V212H114ZM126 211V212H125ZM133 212V213H129V212ZM91 212V213H90ZM104 212H105V214H104ZM113 212L117 215H115V214H113ZM117 212V213H116ZM121 214H120V213ZM196 212V211H195ZM207 212H210V211H207ZM240 212V211H239ZM238 212V213H239ZM89 213H90V215H89ZM99 213V214H98ZM103 213V214H102ZM236 214V216L237 215H239L238 217L240 218V220H239V218L237 217L235 220H236V222H231V226L232 227H234L233 225H240V223L239 222H241V223H243V221H245V223L246 222H248L249 221V219H247V221H246V217H244L245 215H243L242 217L244 218H242L241 217V215H240V213L239 214ZM37 216H36V215ZM43 214V216H41ZM109 214V215H108ZM112 214V215H111ZM124 214V215H123ZM127 214H128V216H127ZM131 214V215H130ZM137 214V215H136ZM12 215H13V217H12ZM17 215V216H16ZM15 215V217H17V219L19 220L21 217V214H16ZM20 215V216H19ZM33 215H35V216H33ZM87 215H89V219L87 220L86 218H88V216ZM118 215H120V217H122V218H120V217H118ZM134 215H136L135 217H134ZM205 215V214H204ZM233 215V216H232ZM9 216V217H8ZM46 218H45V217ZM58 216V217H57ZM60 216V217H59ZM84 216L86 217V218H84ZM90 216H91V218H90ZM114 216V217H113ZM126 216V217H125ZM133 216V217H132ZM206 216H209L208 215V213L206 214ZM2 218L4 217V216H1ZM6 217H8V218H5V220H3V219H1L0 218V264H3V262H4V264H6L7 262L9 263V262H11V263H9V264H37V262H29L28 263V261H25V258L23 259V257L25 256L24 254H23V257L22 256H20V255H22V252H19V251H13L12 250V252L10 253V256L8 255V253H5V248H6V246H8V243H11V241H15V240H17V236H16V233L18 234L19 232H17V230H16V228H18V226L19 227H21V224L18 222V220L17 219H15V217H14V213L12 214H9V215H7ZM23 217H25V214L23 215ZM42 219H41V218ZM101 217L103 218V219H105V220H102L101 219ZM112 217V218H111ZM128 217V218H127ZM130 217H132V219L130 218ZM224 217H227V215L226 216H224ZM16 220V221H13L14 219ZM34 218H35V220H34ZM37 218V219H36ZM39 218V219H38ZM44 218H45V222L46 223H44ZM110 218H111V220H110ZM119 218V219H118ZM138 220H137V219ZM210 218V217H209ZM248 218V217H247ZM8 219V220H7ZM12 219V220H11ZM109 219V220H108ZM127 219L128 221H125V220ZM139 219H140V221H139ZM242 219H243V221H242ZM1 220H3V221H1ZM35 222H34V221ZM40 222V224L39 223H37L38 221ZM58 220V221H57ZM85 220V221H84ZM87 220V221H86ZM135 220H136V222H135ZM254 220L256 221V225L257 224H260L259 226H261V223H259V221L261 220L260 218H258L257 217V220H256V218H254ZM8 221V222H7ZM37 221V222H36ZM43 221V222H42ZM56 221V222H55ZM64 221V222H63ZM82 221H84V222H82ZM98 221V222H97ZM106 221V222H105ZM108 221H111V223H108ZM125 221V222H124ZM198 221H201V220H198ZM2 222V223H1ZM32 222V223H31ZM42 222V223H41ZM50 222V223H49ZM60 222V223H59ZM94 222V223H95ZM99 222H101L100 224L102 225H100L99 224ZM104 222V223H103ZM135 222V223H134ZM197 222V221H196ZM195 222V223H196ZM13 223V224H12ZM20 225H19V224ZM46 224V226L44 225V224ZM56 223V225H54ZM63 223V224H62ZM68 223V224H67ZM74 223V224H73ZM76 223V224H75ZM91 223H93V221H91ZM107 223H108V227L107 226H105L104 224H106L107 225ZM115 223L116 224H118V226L117 225H115ZM122 223H124V225L122 224ZM131 224L130 226H129V224ZM134 225H137V226H134ZM194 223V224H195ZM197 223H202V222H197ZM232 223H236V224H233L232 225ZM245 223H243L242 224V226H246V224ZM51 224V225H50ZM60 224H61V226L63 227V226H65V229H64V227L62 228L61 226H60ZM128 224V226H129V228L126 226ZM141 224H142V226H141ZM194 224H192V225H194ZM249 224V223H248ZM36 225V226H35ZM44 225V226H43ZM59 225V226H58ZM74 225V226H73ZM140 225V226H139ZM198 225L199 224H196V226L195 227H198ZM12 226H15V227H13V229L15 230H13L11 227ZM38 226V227H37ZM43 226V227H42ZM67 226V227H66ZM73 226V228H75L76 226V228L75 229H72V231L70 232V227H72ZM104 226H105V228H104ZM116 226V227H115ZM121 226V227H120ZM123 226L125 227V228H127V229H124L123 228ZM132 226V227H131ZM221 226V225H220ZM256 227V229L255 228H252L251 230L249 229V231H251V232H254L255 230V232H257L258 231V229L257 228H259V230H260V233H258V234H262L261 233V231L264 233V229H263V227L261 226V227ZM47 227H49V228H52V229H49V234L47 235L46 233H48V231H46L45 232V230L46 229H48ZM61 227V228H60ZM78 227H83L82 229L81 228H79L78 230H77V228ZM134 227V228H133ZM140 227H142V228H140ZM188 227V226H187ZM185 227L186 229H185V231L186 232H184L186 235L184 236V237H182L181 239H180V242H182V243H180L182 246L181 247H183V249H184V251H186V252H189L190 250H189V248H187V240H186V238L187 239H189L188 237H187V234L188 235H190L189 233H190V231H192V229L190 228V227ZM194 226L192 227V228H194V229H196ZM216 227H218V228H220L219 226H217L216 225ZM222 227V226H221ZM230 227V226H229ZM239 227V230L237 229V226H236V228H232L231 230H233V233H231V234H234V233H238V231H242V227H241V225L240 226H238ZM241 227V228H240ZM5 228H6V230H5ZM40 228V229H39ZM46 228V229H45ZM86 228H89V230L91 231L92 230V232H90V234H86V232H88L89 230L87 229V230H85ZM108 228V229H107ZM122 228V229H121ZM134 231H132L131 229ZM136 228H138L137 230H136ZM44 229V230H43ZM64 229V230H63ZM68 230V232H67V230ZM82 231H81V230ZM93 229H94V232H93ZM105 229V230H104ZM120 229L123 231H121L120 232ZM129 229H130V231H129ZM135 229V230H134ZM193 229V230H194ZM198 229L199 228H197V230L195 231V232H197L198 231ZM221 229H223V227L221 228ZM226 229V230H225ZM237 229V230H236ZM57 230L58 231V233L57 232H55V231ZM61 230V231H60ZM80 230V231H79ZM104 230V231H103ZM113 230H115V232H117V234H118V236L116 235V233L113 231ZM117 230H119V231H117ZM139 230V231H138ZM231 231L230 229H227V228H224V230H222L223 232H227V231ZM59 231H60V233H59ZM75 231H77V232H75ZM84 231H86L85 233H84ZM98 231V232H97ZM104 233H103V232ZM126 231H128L127 233H126ZM137 231H138V234H137ZM234 231H236V232H234ZM248 231V232H249ZM14 232H16V233H14ZM42 232V233H41ZM44 232V233H43ZM53 232V233H52ZM66 233V234H63V233ZM129 232H132L133 234L132 235H130V233ZM239 232V233H240ZM247 232V233H248ZM259 232V231H258ZM5 233V234H4ZM56 233V234H55ZM78 233V234H77ZM89 233V232H88ZM101 233H103V234H101ZM109 233V234H108ZM113 233H115L114 235H113ZM119 233H121V234H119ZM123 233H126V236H128L129 235V237H126ZM238 233V234H239ZM243 233H245V232H243ZM12 234H15V235H12ZM42 234H43V236H42ZM59 234H61V235H59ZM72 234V235H71ZM99 234H100V237H98L99 236ZM31 235H32V237H31ZM40 235V236H39ZM45 235H47V236H45ZM58 235V236H57ZM63 235V236H62ZM65 235V236H64ZM76 237H75V236ZM87 235V236H86ZM113 235V236H112ZM134 235V236H133ZM13 236L15 237V238H13ZM59 236H60V238H61V236H62V238L64 239H59ZM83 236V237H82ZM136 236V237H135ZM141 236V237H140ZM68 237V238H67ZM98 237V238H97ZM106 237V238H105ZM122 237V238H121ZM132 237V238H131ZM138 237V238H137ZM27 238H29V240L27 239ZM32 238H33V240H32ZM51 238V239H50ZM52 238H53V243H52ZM57 238H58V240H57ZM72 238V239H71ZM75 238H79L78 240L77 239H75ZM122 240V239H125L126 238V241L125 240H123V241H121L120 239ZM18 239H19V237H18ZM35 239V240H34ZM99 239H101V241H99ZM106 239L108 240V244L105 246V244L107 243V241H106ZM110 239V240H109ZM115 239H117V240H115ZM46 240H47V245L45 244V242H46ZM48 240L49 241H51L50 243L48 242ZM69 240H71V241H69ZM106 241V243H105V241ZM115 240V242H112V243H109L110 241H114ZM128 240V241H127ZM130 240V241H129ZM131 240H133V241H131ZM135 240V241H134ZM34 241V242H33ZM40 241V242H39ZM78 241V243H76ZM95 241H97L98 243H97V245H96V242ZM120 241V242H119ZM175 241H176V238H174V239H172L171 240V243H172V245L174 246V244H175ZM184 241V242H183ZM6 242V243H5ZM55 242V243H54ZM104 242V243H103ZM129 242H130V244H129ZM158 242V243H157ZM174 242V243H173ZM30 243H32L31 245H28V244H30ZM34 243V244H33ZM57 243H58V246H57ZM117 243H118V245H117ZM121 243V244H120ZM128 243V244H127ZM157 243V244H156ZM4 244V245H3ZM99 244V245H98ZM111 244V245H110ZM113 244H115V245H113ZM126 244V245H125ZM6 245V246H5ZM117 245V246H116ZM119 245H121V246H123V247H121V246H119ZM125 245V246H124ZM99 248H98V247ZM101 246V247H100ZM113 246V247H112ZM150 244H146L145 243V248H147L148 250H150V251H152V249H154V252H156V253H158L157 255H156V253H155V258H162V251H160V250H162V243L159 241V239H157V240H155V242H154V246H156V248H154V246H151ZM160 246H161V249H160ZM175 246H176V244H175ZM3 247V248H2ZM109 247L111 248V250H113V251H111L110 249H109ZM125 247V248H124ZM86 248V247H85ZM92 248V249H93ZM98 248V249H97ZM101 248V249H100ZM112 248H114V249H112ZM124 248V249H123ZM4 249V250H3ZM39 249H42V250H39ZM103 249V250H102ZM121 249H123L122 251H120ZM129 249V250H128ZM4 251V253H5V255L7 254L9 257H6L5 255H2V253H3V251ZM99 250V251H98ZM116 250V251H115ZM118 250V251H117ZM126 251V252H125ZM16 252H17V254H16ZM72 252H73V254H72ZM76 251H71L70 253H69V255L71 256V259H73V257H74V259L72 260L73 261V263L74 264H81V260L79 259L80 257H81V255H78V253H75ZM96 252V253H95ZM115 252H117V253H115ZM191 252V251H190ZM13 253V254H12ZM40 253V252H39ZM108 253V254H107ZM110 253V254H109ZM127 253V254H126ZM77 254V255H76ZM82 254V253H81ZM13 255V256H12ZM14 255H16V256H14ZM18 255V256H17ZM75 255V256H74ZM97 255V256H96ZM120 255V256H119ZM4 256V257H3ZM113 256V257H112ZM117 258H116V257ZM128 258H127V257ZM98 257V258H97ZM112 257V258H111ZM133 257H134V259H133ZM2 258L4 259L3 260V262L1 261L2 260ZM5 258L8 260L9 258V260L8 261H6L5 260ZM12 258V259H11ZM20 258H22V260L20 259ZM34 259H36V258H34ZM33 259V260H34ZM103 259H104V262L106 261V263H104L103 262ZM120 259V260H119ZM126 259V260H125ZM127 259H129V261L127 260ZM26 260H27V258H26ZM78 260V261H77ZM124 260V261H123ZM100 261V262H99ZM109 261V262H108ZM118 263H117V262ZM149 261V262H148ZM97 262V263H96ZM99 262V263H98ZM125 262V263H124ZM7 263V264H8Z\"/></svg>",
  "mask_w": 264,
  "mask_h": 264
},
{
  "label": "clouds",
  "instance_id": "9594fccd",
  "mask_svg": "<svg viewBox=\"0 0 264 264\" xmlns=\"http://www.w3.org/2000/svg\"><path fill=\"white\" fill-rule=\"evenodd\" d=\"M86 4L87 0H35L20 26L12 30L6 42L0 43V62L8 67L28 66L35 75L66 72L80 80L94 74L101 66L98 49L82 34L93 29L96 18ZM210 9L224 13L226 19L245 29L264 24V0H163L151 30H162L165 19L173 17L180 20L181 28L192 29ZM182 45L183 41L177 40L169 42L166 48L171 52L174 46ZM129 77L126 83L115 85L111 120L89 116V126L80 133L82 146L94 141L91 148L97 158L114 157L131 148L126 138L130 124L141 128L147 122L149 127L165 129L172 136L193 107L192 97L181 101L177 77L166 62L129 69ZM231 83L246 91L238 77L233 76ZM26 131L19 103L11 99L10 91L0 89V167L15 165L22 159ZM260 152L256 145L240 142L227 158L207 162L195 173L208 182L211 192L223 193L219 203L224 206L237 199L231 181L240 163L256 157L259 164ZM262 251L264 242L257 241L255 247L248 244L233 264H264ZM80 260L81 264H95L92 250H85Z\"/></svg>",
  "mask_w": 264,
  "mask_h": 264
},
{
  "label": "crops",
  "instance_id": "0c3cea01",
  "mask_svg": "<svg viewBox=\"0 0 264 264\" xmlns=\"http://www.w3.org/2000/svg\"><path fill=\"white\" fill-rule=\"evenodd\" d=\"M8 68H10V67L6 66L3 63L2 68H0V75L4 71H6ZM65 73L66 72H59V73H56V75L57 76L59 75L58 76L59 78H63L61 80H64V82H66V83H67V81L69 83L71 82L70 84H67L65 86L64 90L66 91V90L71 89L74 86V84H77V81H78L77 78L78 77H73V76L69 75L68 73H67V75H69V76H67V75H65ZM50 76L51 75H49V74H47V75H44V74L35 75V74H33V71L31 69V74L29 76L25 77V79L23 80L24 83H22V85H20L18 87L16 86L15 88H13L12 91H10L11 99H14L20 105L21 112H22V115L24 117V122L33 120L35 113L37 111H39L40 108L42 109V106H45L43 108L48 107V105L52 106L53 104H51V103L52 102L54 103L56 101V98L59 97L60 92H58L59 94L57 95L56 91L58 89H56V87L54 88V86H52L54 84L51 83L52 80L50 79L51 78ZM49 79H50V81H49ZM54 97H55V99H54Z\"/></svg>",
  "mask_w": 264,
  "mask_h": 264
},
{
  "label": "water",
  "instance_id": "95a60500",
  "mask_svg": "<svg viewBox=\"0 0 264 264\" xmlns=\"http://www.w3.org/2000/svg\"><path fill=\"white\" fill-rule=\"evenodd\" d=\"M30 74L31 69L28 66L18 64L15 67H10L0 75V89L12 91L16 86L22 85L25 77Z\"/></svg>",
  "mask_w": 264,
  "mask_h": 264
}]
</instances>
